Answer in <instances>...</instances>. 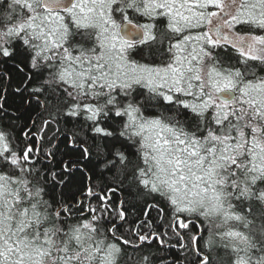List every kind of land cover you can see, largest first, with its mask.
<instances>
[{"label":"snow or ice","instance_id":"snow-or-ice-1","mask_svg":"<svg viewBox=\"0 0 264 264\" xmlns=\"http://www.w3.org/2000/svg\"><path fill=\"white\" fill-rule=\"evenodd\" d=\"M13 71L49 118L0 128V264H120L174 238L167 264H264V0H0V85ZM62 115L83 138L42 151Z\"/></svg>","mask_w":264,"mask_h":264},{"label":"trees","instance_id":"trees-1","mask_svg":"<svg viewBox=\"0 0 264 264\" xmlns=\"http://www.w3.org/2000/svg\"><path fill=\"white\" fill-rule=\"evenodd\" d=\"M80 37L76 36L74 37V41H79ZM86 43V46H90ZM6 67L12 68L13 65L9 63ZM26 74H30L26 70ZM47 77L46 71H43L41 74L37 75L35 77V80L38 82L37 86H39V82H42ZM18 79L16 73L13 71L10 74V80H5L3 85H0V88L4 89V91H0V95H3L6 97L5 101H0V103L4 104L3 109H0V128H2L5 132H8L10 137H16L17 139L21 138L22 132L26 131L27 129L31 131H37L40 127L42 120L47 119L48 117V111L42 110L36 103V97H33L31 100V107H29L28 104H25L23 107L20 106V101L18 97L14 94V89L16 87L15 81ZM11 83V87H9V84ZM27 95V94H26ZM41 100L45 99L44 95H41L39 97ZM27 109V111L25 110ZM52 111H55V106L51 109ZM157 110H151L150 114H156ZM123 118H116L115 121L109 120V124L112 126L113 130L119 131V125L122 122ZM33 121H35L36 127L33 128L32 124ZM57 125L53 124L51 125L47 133L45 135V138L43 141H40L42 145V151L43 150H52L54 146H58L61 151L64 150V139L65 134L71 135L72 130H75L76 132L81 133L80 139L83 138L85 130H81L79 126V122L75 120V118H65L63 115L60 117V124H59V131L56 130ZM87 135L91 136L93 135L90 132H87ZM38 138V137H37ZM28 139H31L29 137ZM79 142V141H77ZM92 141H89V144H91ZM97 144L100 143L99 138H97L96 141ZM131 151H135V149H131ZM93 154L95 156V149H93ZM59 155V153H57ZM40 161L41 164H37L36 167L41 168V171H43L42 165H48V161L44 159L43 155H40ZM106 176L111 175L110 173H106ZM98 179V178H97ZM111 186V185H110ZM125 188H127V183L124 185ZM61 191V188L58 186L56 189L57 198H59V193ZM66 195L69 197L71 196V193H68L65 190ZM118 200H126L129 204L135 203V198L127 191L121 192L117 191L114 194V201ZM149 202L151 201V198H149ZM146 210V205L143 203H135V208L132 211L131 215L129 216L130 220H135L137 217H141L143 219H153L156 221L157 225L161 223V220L157 217L156 211L151 210L149 216H143V213ZM128 225H123L122 230L127 231ZM201 234L206 238L208 233L206 231H201ZM125 256L121 259L120 264H139V261L143 255L146 254H155L157 256H160L165 259L166 264L168 261H171L173 257H178L181 255L182 250L180 249L179 245L176 242V239L170 240L167 244L163 246H157L156 244H153L152 240H148L144 242V246L142 248H139L137 251H132L130 247H125L124 249ZM220 256H223L224 253L221 250L219 253Z\"/></svg>","mask_w":264,"mask_h":264},{"label":"flooded vegetation","instance_id":"flooded-vegetation-1","mask_svg":"<svg viewBox=\"0 0 264 264\" xmlns=\"http://www.w3.org/2000/svg\"><path fill=\"white\" fill-rule=\"evenodd\" d=\"M28 130V129H27ZM33 132H36V131H33Z\"/></svg>","mask_w":264,"mask_h":264}]
</instances>
